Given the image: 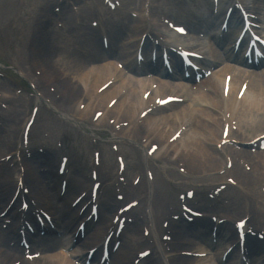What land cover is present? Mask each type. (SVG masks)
<instances>
[{"label": "bare ground", "instance_id": "obj_1", "mask_svg": "<svg viewBox=\"0 0 264 264\" xmlns=\"http://www.w3.org/2000/svg\"><path fill=\"white\" fill-rule=\"evenodd\" d=\"M74 1V0H70ZM157 0H152V9L155 10V4ZM126 2H128L126 4ZM124 1V9L119 12H115L116 15L121 16L120 18L115 19L111 12L107 11V14L111 15L112 17L106 18L103 12L105 10L103 7H91L80 8V15L75 16L72 11L69 10L68 7L65 5L62 7L59 14H50L49 11V3L44 4L40 7L39 10V17L42 20L43 18L48 19H55L57 17H63L67 24L66 31L68 33H72L76 36L74 38L80 44H95V36L94 34L98 32L99 29H103L104 31L100 34L105 33V30H109L111 33V38L109 39V51L108 54L103 50L101 47H95L94 51L96 52L95 57H88L83 56L80 48L74 54L70 55V59L73 62H66L65 60L60 59V55L58 52L63 50L65 47V40L61 39L62 31L54 28L51 30L50 36V45L49 51L46 52L47 60H44V52L41 49L40 45V38L37 33L34 34V30H30L28 32L29 43L30 47L25 48L23 51V55L25 58H33L35 59V64L40 65L42 67L43 73L41 75V79L38 80L40 83L43 78L55 79L58 81L59 86L57 90H62L64 102H67V99L70 96H76L74 99L79 100L77 107L75 105L76 111L74 112L77 116V121H84L87 122L90 119V116L94 115L96 111H104V117L96 122L94 128L98 125L104 124L105 121H108L110 118H116L118 123L122 122H130L131 126L126 129H123L122 132L119 134L118 140L129 139L135 142V137L142 133L145 134L144 137L141 139H147L149 143H158L160 146H164L166 144L167 138L179 128V126L184 122L185 118H195L196 122L186 131L184 137L177 141L174 145L173 150L174 154L177 158H183L191 167L192 171H196L199 174H215L221 170L220 165L222 164V159L220 156L221 154L218 151L211 147V144H214L219 136L220 132L218 128H221V114L217 115L215 119L213 118L214 115L212 114V110H219L221 109L222 103V88L224 85V75L228 72L227 70H221L216 73L211 79L206 81L205 83L209 84V93H204L203 90L193 93L190 90V87L186 88H173L172 91L166 85L167 82H163L159 80V87L155 93H152L148 104L153 101L155 96L158 95H168V94H175L181 95L183 97L189 96L190 102L185 105H177L174 106L171 110H161L159 112H154L150 116H147L143 126L138 130L134 127V120L137 117L140 109L145 107L146 105L141 101V95L145 91L147 92L146 88L150 84V82L143 80L139 81V79L129 80L127 77L124 76L123 73L120 74L119 78L117 79V84L107 89L101 98L98 100H94L92 98L93 93L99 89L105 82L109 81L110 78L113 76L115 72V65L116 62L114 59H109L110 57L120 58L126 64V69L129 70L131 73L137 74L141 76L140 72L138 71L135 64H129L128 58L132 53L133 47L132 43L140 40V35L144 32H141L140 25L145 23L144 15H143V6L144 0L137 2V0H127ZM197 4H202L200 7L204 13L210 11V5L208 0H184L179 3L172 4L176 7L177 11L180 12L179 17L182 19L183 17L191 18V21L187 26L189 27H199V28H206L209 32H207V37L204 41H199L201 44L205 42L206 51H203L207 54H213L216 51V48L219 49L217 52V56L221 59H225V55L228 52V46H230L237 33L238 29L236 28V17L232 16L231 22L229 23V30L228 35L222 40L219 41L217 38V32L215 34L211 33L213 29L214 23H211V20H205L203 13L196 10ZM133 5L140 15H142V19L137 21L131 20L127 17V6ZM163 5H166L164 3ZM222 7V4H221ZM260 12L264 11V0L259 4ZM199 8V9H200ZM223 8V7H222ZM212 10V8H211ZM91 11L96 13L100 17V25L96 30L86 29L87 36L80 35L78 27L73 24V19H79L80 17L84 18L85 13ZM136 13L135 11H133ZM118 13V14H117ZM93 14V13H92ZM115 15V14H114ZM139 15V16H140ZM90 16V15H89ZM88 16V19H89ZM139 18V17H138ZM235 23V24H234ZM151 25L153 28H158L160 25L154 19H151ZM220 25V24H219ZM34 28H39V25L36 24ZM33 28V29H34ZM146 28H144L145 30ZM219 30V29H218ZM95 31V32H92ZM219 32V31H218ZM61 39V40H60ZM117 45L120 49L117 52L114 48ZM69 45L67 49L70 47ZM214 47V48H213ZM224 48H227L226 50ZM223 50V51H222ZM129 54V55H127ZM72 56H76L78 58L77 62H74ZM128 56V57H126ZM38 58V61H37ZM42 58V59H41ZM161 62L165 63V60L161 58ZM29 68H26V72ZM156 73L159 78L166 77V73L163 71L162 67L160 68H149ZM35 71V70H34ZM27 74V73H26ZM28 75V74H27ZM90 75H92L91 80ZM29 76V75H28ZM245 80H250L249 86L246 92L245 97L241 101V103L236 102L234 99V89L236 83H243ZM90 83L89 88L86 90L84 86ZM213 83V84H211ZM232 88L230 97L232 98V105L226 106L227 110H232L233 115L232 119H239L241 124L239 123V130L240 129H248V128H257V127H264V75H261L259 72H236L231 80ZM7 87V84L3 85ZM127 89V94L125 96L121 95L122 89ZM171 88V87H170ZM144 92V93H145ZM172 92V93H170ZM8 99L11 105L10 115L12 122L14 125L12 126L14 135L17 134V127L19 125V119L22 115H25V119L27 118V111L28 106H26L21 101H16L12 97H9L7 94H4V99ZM118 98V101L114 105V107L109 110L107 109V104L113 100ZM85 99L84 103L86 107L84 111L79 110L82 101ZM35 102H38L36 100ZM182 106V107H180ZM209 107V110L204 108ZM244 108H247L246 112L243 111ZM91 117V118H92ZM192 118V119H193ZM187 119V120H188ZM23 121V122H24ZM210 123L214 124L216 128H213ZM113 128V127H112ZM238 130V131H239ZM263 132V131H262ZM261 132V133H262ZM259 133L258 135H260ZM1 134V133H0ZM255 136V135H254ZM250 137L247 141L253 140L257 135L254 137ZM241 140V139H240ZM0 141H5L2 136H0ZM241 141H245L242 139ZM217 144V142H216ZM9 147V144H4L0 146L1 149L4 147ZM146 145H138L139 152H143L146 149ZM15 151V146H14ZM246 151V150H244ZM247 152V151H246ZM246 152L243 153V156H246ZM220 155V156H218ZM5 156V155H4ZM160 152L156 153L155 156L152 158V161H157L159 159ZM251 160L255 161L258 165L264 167V152H257L255 156L249 157ZM47 160L49 161L50 158L48 157ZM104 164L102 169V177L107 181V175L111 172V166L109 164V158L104 156ZM35 161L38 163H44L45 159L38 157ZM145 161V155H144ZM51 162L54 161L51 159ZM4 174V182L2 187L0 188V204L3 203L7 199V203L9 201L8 196L10 195L11 191L15 188V180H14V171H6ZM74 177L71 178V182L67 187V193L63 200H56L52 195V188H43L45 190V194L48 197L50 208L54 211L52 213L55 217L57 216V220L65 224L64 228L66 230V235L70 234L71 239L74 237V234L77 232L78 224L80 219L78 217L79 210L73 211L70 208L71 203L76 199L77 194L80 193L82 186L77 183L78 178L76 176H80L78 173L73 172ZM28 182L32 181L35 184H39L41 181V176H37L34 172V167L32 165H28V170L25 176ZM51 182L53 183L54 177L52 173L49 176ZM87 183V182H85ZM148 189V186H147ZM247 189H243L242 193H244ZM107 196L112 198V192L110 191L109 185L107 190ZM252 198L253 208L251 213L253 214V220H263L264 221V211L259 208L260 202L258 199L254 197V193H250L249 195ZM62 202V203H61ZM154 211V218L158 219L161 215L164 214V207L163 201L159 197L157 198L155 204L152 206ZM14 207L11 208L9 212L14 217L15 213ZM231 210L235 216L242 215L244 216L245 207L242 206L240 200L235 199L232 203ZM111 208L109 206H105L101 213L98 214V222L96 225L89 224L86 227L84 240L79 241L77 244L78 248L82 251H88L89 249L96 247L99 245L103 240L105 235L107 234L108 228L110 226L109 217L107 216ZM13 212V213H12ZM88 212L83 217H87ZM220 219V218H219ZM252 221V220H251ZM198 223V222H197ZM196 223V224H197ZM185 225V228H173V235L174 241L172 240V252H166L164 260L170 259L171 264H201L204 262H212L215 264H222L220 262L221 255L228 249L229 246L236 242V233L231 231L229 227L222 226L220 227L217 232V242L214 245L212 243L211 237V224L208 222H202V225ZM132 230V231H131ZM131 234L126 235L124 241L119 247L118 251L112 257L111 264H133L136 260V254L133 255L134 247L138 245L139 241L142 239V243H145L144 237L138 236L137 230L131 229ZM9 232V233H8ZM2 232L0 231V246L2 237L4 240L6 237L11 236L10 231ZM68 233V234H67ZM48 238V237H44ZM42 240V237H32L31 240L37 242ZM70 239V241H71ZM78 239H81V236H78ZM67 241V239H65ZM48 252L52 248L51 244H43ZM191 245L190 249H187L189 252H205L206 250L213 251L214 256L212 258L207 259H200V260H193L188 259L180 256V248L182 246ZM249 254L251 255V264H264V243L256 241H249L247 244ZM91 246V247H89ZM17 250V249H9ZM183 251H186L183 250ZM16 252V251H13ZM10 253L5 255H0V264L4 263L8 260L13 259ZM152 258V260H150ZM135 259V260H134ZM46 260L45 262H43ZM40 262V263H39ZM239 263V253L238 250L235 249L233 253H231L226 261L225 264H238ZM29 264V263H24ZM35 264H73L68 263L67 260L64 258L56 255V254H49L43 260H38ZM98 264V263H97ZM143 264H160L156 257H148L146 258Z\"/></svg>", "mask_w": 264, "mask_h": 264}, {"label": "rangeland", "instance_id": "obj_2", "mask_svg": "<svg viewBox=\"0 0 264 264\" xmlns=\"http://www.w3.org/2000/svg\"><path fill=\"white\" fill-rule=\"evenodd\" d=\"M35 1L36 0H0V65L6 66L7 69L10 67L14 68L15 69L14 74L15 72H22L25 75L26 73L25 67H28L29 64H31L30 70L28 72L29 75L33 73L34 68L42 69L40 65L33 63V59L24 57L23 50L27 48V45L25 44L27 38L22 37L21 28H17L15 37L13 35V30L17 26V22L20 21L19 15L21 11L26 8H28V11L31 10L33 8ZM28 11L26 12L27 14H29ZM8 35H9V39H7ZM42 47L46 48L44 44L42 45ZM43 59L47 60V58H43ZM37 61H38V58H37ZM7 75L9 76V74ZM15 77H16V74H15ZM1 82L3 81L0 79V83ZM55 83H56V86L58 87L59 86L58 81L55 80ZM44 84L45 83L42 82L41 89H44ZM61 91L62 90L59 89L57 93L63 95ZM45 93L48 96V98L54 102V105L57 107V109L63 113L69 112L68 111L69 104L76 97V96H70L67 99V102L65 103L63 96L60 99V101H57L54 98V96L50 95L46 90H45ZM62 104L63 106L61 109L60 107ZM45 112L46 111L44 109L43 113L45 114ZM46 116L50 117V119L53 122H57L60 126H62V129H66L65 121L58 120L56 115L49 114ZM263 129L264 128H262L259 132H261ZM256 134L257 132L254 133L253 130H248L247 133H243V135L248 136L247 139H249L250 137ZM7 151H10V150H7ZM7 151L5 152L0 151V156L4 155V153H7ZM89 152H90V149H88L87 153L85 152L84 154V159L87 161L89 157ZM131 168H133V166H131ZM259 168H262V167L260 166Z\"/></svg>", "mask_w": 264, "mask_h": 264}]
</instances>
